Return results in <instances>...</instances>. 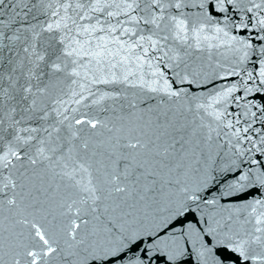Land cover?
<instances>
[{
	"label": "snow or ice",
	"instance_id": "obj_1",
	"mask_svg": "<svg viewBox=\"0 0 264 264\" xmlns=\"http://www.w3.org/2000/svg\"><path fill=\"white\" fill-rule=\"evenodd\" d=\"M253 92L264 0H0V264H264Z\"/></svg>",
	"mask_w": 264,
	"mask_h": 264
},
{
	"label": "water",
	"instance_id": "obj_2",
	"mask_svg": "<svg viewBox=\"0 0 264 264\" xmlns=\"http://www.w3.org/2000/svg\"><path fill=\"white\" fill-rule=\"evenodd\" d=\"M247 5V0H241V7H245ZM245 15L248 18L252 17V13H241L239 12V10H234V11H230L227 15L231 17V20H229L227 22L228 25V30L230 31L231 34L233 35H237V36H241V37H246L248 35L247 30H243V31H238L234 28L233 24L234 23H239V17L240 15ZM214 16H217L219 18L218 22H219V26L221 27H225V21L224 18L222 16H220L219 13H214ZM247 67H251V65H247ZM217 72H220L221 75H223L222 71L220 69H217ZM209 75L210 77L213 75L211 73V70H209ZM236 77H231L228 79H215L214 81H212L211 79L209 81L205 82V85H202L200 88L196 89L197 94H206L208 91L212 90L214 87L217 86H222V85H229L231 84L234 80H236ZM101 89H105L106 86L104 85H100L99 86ZM110 87V86H107ZM241 92H237L235 93V95L239 96L241 95ZM245 102H251L252 104H257V105H261L264 106V92H253L248 94V96L246 97V100H241L240 103L243 104ZM111 103V102H109ZM228 111L230 113H241V115L239 116V118L241 119V127H245L247 126V123L249 122V117L248 116H244L242 114V109H240L239 107H237V105L235 103L231 104L228 106ZM251 111L253 112H257V117L252 118L255 122L253 123V128H261L262 131H264V128H262L261 125V117L264 116V113H261L256 107H252ZM102 116L107 115V113H101ZM232 118V117H229ZM247 135H252L254 138L257 136V133L252 131L250 129L249 133ZM252 195H258V193L253 190V192L251 194H246V196H252ZM159 264H163V261H160ZM229 264H231V262H229Z\"/></svg>",
	"mask_w": 264,
	"mask_h": 264
}]
</instances>
